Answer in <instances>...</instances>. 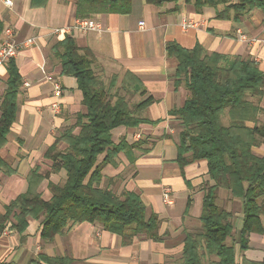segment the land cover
<instances>
[{"label":"crops","instance_id":"1","mask_svg":"<svg viewBox=\"0 0 264 264\" xmlns=\"http://www.w3.org/2000/svg\"><path fill=\"white\" fill-rule=\"evenodd\" d=\"M11 1L13 5L7 6L5 0H0V30L11 25L18 42L33 37L35 42L22 48L13 59L23 84L18 96L17 120L7 144L0 150L6 164L0 168V216L7 205L27 192L32 170L39 168L43 175L51 170V163L45 158L48 149L63 130L77 123L78 114L86 113L77 80L61 74L57 45L71 37L82 51L93 53L92 70L106 83H111L114 77L119 78L117 87L132 83L127 74L140 80L146 94L142 96L136 89L125 92L131 106L153 99L143 114L152 123L113 131L115 144L125 140L128 145L140 146L132 152L123 151L116 163L105 165L102 184L112 185L118 194L138 193L148 214L157 215L161 225L158 240L138 236L130 244H124L119 235L106 231L100 224L80 223L55 236L52 243H46L41 238V221L31 219L23 233L11 229L9 223L0 232V264H46L41 259L43 255L69 256L74 264H177L187 235L203 232L204 186L209 176L206 161L195 162L183 171L176 162L181 128L173 111L184 105L189 91L184 85L175 87L172 76L177 62L167 55L166 46L175 42L186 49L201 46L208 53L251 58L264 72V13L253 10L235 22L233 14L230 19L217 18L223 6L197 12L185 0L161 7L149 5L145 0H133L129 15L94 16L102 25L101 31L53 34L52 30L70 26L77 19V0H48L43 7L33 6V0ZM229 1V4L238 3V0ZM186 23L193 27L186 29L183 26ZM241 34L256 41L243 42ZM7 65L0 71V104L10 77ZM53 82L63 89L60 114L51 109L55 102ZM221 122L229 126L227 113ZM78 132L79 128L75 130ZM103 159L104 155L99 157L100 162ZM59 180H66L65 171L52 174L46 181L58 184ZM46 187L43 197L49 200L52 193ZM166 188L172 191L174 205L163 201ZM218 199L232 215L233 224L236 217H242L243 222L241 199L225 189L219 190ZM241 228L242 223L234 225L233 237L228 240L235 245L237 264L262 262L264 236L251 234L250 248L242 252Z\"/></svg>","mask_w":264,"mask_h":264},{"label":"trees","instance_id":"2","mask_svg":"<svg viewBox=\"0 0 264 264\" xmlns=\"http://www.w3.org/2000/svg\"><path fill=\"white\" fill-rule=\"evenodd\" d=\"M161 7L177 0H145ZM48 0H33V6L43 7ZM197 12L219 8L217 18L233 19L253 10L264 13V0H185ZM133 0H77V18L90 19L98 14L129 15ZM61 61V74L77 80L83 94L86 113L78 114L77 123L61 132L48 149L45 158L52 163L51 173L66 172L63 184L49 183L52 197L45 200L38 192L39 185L50 174H41L36 168L28 176L29 187L5 207L0 216V232L14 217L11 229L23 233L29 221L41 220V238L52 243L55 236L70 226L80 223L100 224L119 235L124 244L135 237L146 236L158 240L161 225L159 217L149 215L141 196L135 192L116 193L112 185L104 186L103 167L116 163L120 153L132 152L140 145L120 144L113 141V131L120 127L137 128L152 123L143 114L153 103L149 98L134 106L120 93L136 89L146 94L139 79L127 74L132 83L117 87L118 77L106 83L92 70L95 56L90 50L82 51L71 37L57 45ZM167 55L176 60L177 69L172 76L175 87L184 85L189 97L173 115L181 128L178 138L177 164L185 167L206 161L209 181L205 184L202 233L188 234L185 247L177 264H237L236 248L229 244L233 237L232 215L219 205L220 189L231 192L243 203L244 217L239 232L242 252L250 248L251 234L264 236V155L255 149L264 146V72L251 58L208 53L203 47L186 49L172 42L166 46ZM9 80L0 104V150L18 114V96L22 76L14 60L8 65ZM114 91H118L115 93ZM229 115L230 124L224 126L221 118ZM79 128V132L75 130ZM143 151V149H141ZM104 155L102 162L99 157ZM132 163H134V158ZM6 164L0 157V168ZM41 259L46 264H74L69 256ZM264 264V260L259 263Z\"/></svg>","mask_w":264,"mask_h":264},{"label":"built area","instance_id":"3","mask_svg":"<svg viewBox=\"0 0 264 264\" xmlns=\"http://www.w3.org/2000/svg\"><path fill=\"white\" fill-rule=\"evenodd\" d=\"M5 4L7 6H12L13 3L11 0H5ZM144 23H140V27H143ZM183 26L188 29L190 27H193L191 23L183 24ZM83 31V32H89V31H101L102 25L100 22H98L94 18L90 19H81L77 18L74 23L70 26L54 29L52 30L53 34H61V33H68L72 31ZM241 40L243 42H249L256 40L253 38H250L247 35L241 34ZM35 38H29L26 41L18 42L15 38V32L12 28V26H6L3 29L0 30V71L2 68H4L11 60L15 59L21 52L22 48L24 47H30L34 44ZM49 80H52V78ZM54 83V97L55 102L52 103L51 109L56 113L60 114L62 107H61V99L63 96V89L62 86L58 82ZM163 201L166 205H174V198L172 195V191L169 188H166L163 192Z\"/></svg>","mask_w":264,"mask_h":264},{"label":"rangeland","instance_id":"4","mask_svg":"<svg viewBox=\"0 0 264 264\" xmlns=\"http://www.w3.org/2000/svg\"><path fill=\"white\" fill-rule=\"evenodd\" d=\"M6 26H11V25H6ZM6 26H4V27H6ZM3 27V28H4ZM3 28H1V29H3ZM26 41V40H25ZM20 42V41H19ZM115 93H117L116 91H114ZM118 94V93H117ZM120 95H122V96H125V92H121L120 93ZM126 97V96H125ZM132 100V99H131ZM132 103H133V100L131 101ZM134 106V105H133ZM260 121L262 122V123H264V116H261V118H260ZM223 123V122H222ZM255 154H257V155H259V156H262V155H264V146H262V147H260V148H257V149H255ZM47 162L48 163H51V161L50 160H48L47 159ZM51 168H52V163H51ZM51 171L52 170H50L49 172H48V174H50V177H51V175L52 174H57V173H51ZM50 177H49V179H50ZM49 179H47V180H49ZM61 180H59L58 181V184H63L64 182H62ZM49 183H53V182H47L46 180H44L40 185H39V188H38V192H40L41 194H42V197H43V191H44V187H45V185L47 186L46 188H48L49 189ZM53 184H56V183H53ZM57 184V185H58ZM102 185H104V184H102ZM105 186V185H104ZM50 190V189H49ZM43 199H44V197H43ZM219 205L220 206H222L223 208H225L224 207V205H223V203L221 202V201H219ZM42 219H39V221H41ZM13 223H16V220L14 219V217L11 219V222H10V224H11V226H12V224ZM241 223H242V217H236L235 218V221H234V225H236V226H240L241 225ZM10 226V227H11Z\"/></svg>","mask_w":264,"mask_h":264}]
</instances>
